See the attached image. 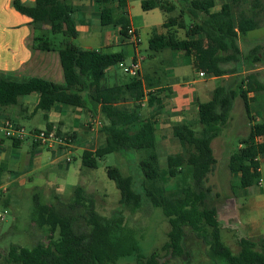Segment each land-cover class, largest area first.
I'll return each instance as SVG.
<instances>
[{"label":"trees","instance_id":"trees-1","mask_svg":"<svg viewBox=\"0 0 264 264\" xmlns=\"http://www.w3.org/2000/svg\"><path fill=\"white\" fill-rule=\"evenodd\" d=\"M99 9L102 26L118 25L126 37L127 18L123 13L125 0H92ZM183 8L179 16L168 17L162 24L164 33L153 34L148 49L153 52L169 50L192 57L193 68L209 77L220 78L239 72L241 51L239 39L248 32L264 25V0H220L219 10L213 12L216 0H176ZM122 13L118 19L115 14ZM12 8L30 19L31 24L47 25L53 35H62L64 42L53 46L46 37L35 36L33 47L39 51H56L63 76V85L40 78L25 81L0 77V107L13 106L19 97L36 94V110L47 113L55 104L85 109L101 117V132L105 145L94 152L85 151L80 156L84 168L94 170L98 161L112 153L135 152L142 154L138 166L141 171L142 194L133 190L132 178L108 167L106 175L119 192L121 209L135 213L142 208L144 197L149 206L159 209L167 220V241L161 250L171 259L185 255L183 240L192 233L206 247L205 255L210 264H264V237L257 242L240 238L238 253L234 254L223 243L217 212L208 204L210 189L205 187L207 176L216 160L211 142L227 124L233 102L239 99L250 120L248 95L264 91V78L259 72L247 74L236 86H216L207 102L197 103L194 122L172 128L173 137L182 145L186 154L168 156L166 169L159 170L156 154L154 118L140 119L141 102L147 98L149 107L161 108L157 81L148 76L130 78L113 86L102 85L106 71L123 61L121 53L107 54L83 50L71 41L77 36L72 7L68 0H35L32 6L13 0ZM173 0H142V11L158 9L164 14L175 10ZM187 13L193 24L189 27L177 23V18ZM176 27V28H175ZM38 28V27H36ZM176 30H184L178 39ZM258 48L250 53L257 57ZM233 64L230 69L225 65ZM246 71L250 69L246 63ZM130 102L131 108L123 106ZM252 123V122H251ZM249 123L248 133L238 142V147L228 158V170L238 175L240 189L255 186L260 181L258 158L264 155V120ZM46 130L52 129L46 124ZM39 131V130H34ZM57 134L59 131L57 130ZM73 139V137H71ZM17 145L18 141L13 140ZM32 145L39 147L32 142ZM180 176L175 189L167 192L163 183ZM53 203H45L40 196L32 197L30 222L40 230H49L56 238L46 244L36 242L31 248L11 245L6 254L7 264H116L134 256L137 264H167L160 261L156 252L143 258L136 233L127 227L121 211L109 217L99 215L93 198L82 186H76L71 196L61 199L52 195ZM8 206L9 202H3ZM1 264V263H0Z\"/></svg>","mask_w":264,"mask_h":264},{"label":"rangeland","instance_id":"rangeland-1","mask_svg":"<svg viewBox=\"0 0 264 264\" xmlns=\"http://www.w3.org/2000/svg\"><path fill=\"white\" fill-rule=\"evenodd\" d=\"M173 1L175 2L176 7L175 10L169 14H164L159 10H156L154 13H144L140 9L137 2H132L130 18L139 34L138 36L141 43L138 49L139 56L133 55V48L131 45L133 44L132 42L128 45L112 49V51L123 52L125 57L123 56L124 59L122 64L125 66L130 65L131 61L135 58H141L140 74L138 76L139 79L143 76H148L153 81H159L157 82L158 85L159 83L160 85L171 84V81H174L173 76L169 73L166 74V80L164 76L165 74L163 73L166 71V67L169 66L167 64V60L169 59L167 52H169V50H163L161 52L150 51L148 49V40L150 39L151 34L145 26L147 24L161 23L168 17H178L180 9L183 7L179 5L178 1ZM216 4L220 5V0H216ZM0 6H2L1 0ZM11 11L13 12V16L18 18L13 9H11ZM91 22L94 21L91 20ZM177 23H183L187 27L193 24L192 20L185 12L180 18H177ZM91 25L94 24L91 23ZM110 30H112V28H110ZM31 31L33 33V38L35 36L48 38L49 40L46 41L49 42L52 47L54 45L59 46L62 42H64L62 35H53L49 29L41 27L31 29L30 32ZM176 32L175 36L178 39L184 38V30H176ZM257 32L259 34L260 32H263V29L259 28L258 30L249 33L248 36H253L257 34ZM95 41H92L90 36L78 34V36L71 42L83 50L86 48L97 50L99 48L100 41ZM51 64L53 65L52 59ZM233 66V64H228L224 67L229 68ZM183 70L185 73V79L190 78L192 75L191 69L186 67ZM107 74L108 75H106L104 81L101 82L102 85H118L120 83H125V81L132 78L131 76L124 74L118 65L110 68V73ZM259 76L264 78V72H260ZM206 77L207 75L204 78ZM242 77L243 75L230 76L227 79L220 78L216 81L208 79L206 82L209 87H216L220 84L233 87L239 83ZM2 78L17 81H25L27 79H14L9 77ZM168 78L171 79V81H169ZM43 80L50 81L58 85L64 84L62 76L56 80ZM196 87H198V84ZM35 98L36 95L20 97L19 104H25V102L33 101ZM199 101L204 102L205 100L202 96H199ZM124 106L130 108L128 103L124 104ZM15 108L17 107H10L8 110H15ZM241 108L242 103H239V106H235L234 111L230 113L227 122L228 125L226 124L224 126L220 135L211 143V149L216 163L210 174H208L207 181L205 183V187L210 189L208 204L214 206L217 212L221 239L234 254L239 251L238 240L240 238H246L257 242L260 238L264 237V155L258 158L260 165V184L247 189H240L238 185V176L230 174L228 170V158L230 154L236 150L238 142L248 133V127L246 128L241 121L238 122L241 115ZM149 112V109L145 105L142 107L141 116L148 115ZM13 113H15V111ZM90 114L91 113H89V115ZM42 115V112L39 111L32 119L18 120V122L26 131H30L34 128L44 129L46 122L43 120ZM81 115L84 118L83 120H88L87 122L85 121L82 123V131L85 132L83 135L85 138L90 139L87 126L93 120L98 121L101 124V117L98 114H91L92 116H88L87 114L82 113ZM246 124H248L247 119ZM100 129L101 128L98 129L97 134L99 137L96 141L86 140L85 142H82L80 140V135L77 139L74 136L72 147H62L60 149L53 150L52 152L54 155L52 158L50 159V154L47 158L49 167H67L70 162H65V159L73 157L74 161L69 166V169L73 170L79 167L77 169L78 179L77 184H75L74 177L72 175L68 176V187L71 185L82 186L93 198L97 213L103 217H109L112 213L121 211L123 216L126 218L127 227L136 233L139 251L143 258L156 252L159 256V260L162 262L166 261L167 264H210L205 255L206 247L201 240L197 239L192 233H188L184 238L183 247L185 249V255L179 259H171L167 252H163L161 250V247L167 241L169 225L161 211L159 209L151 208L144 197L142 198V208L138 212L129 213L128 211L120 208L118 204L119 192L116 189L115 184L107 178L106 169L108 167H115L122 175L130 176L133 181V190L138 194H142L143 177L138 166V163L142 158V154L135 152L112 153L99 160L97 168L94 170L81 167L80 155L82 154V151L95 149L98 145L103 143L104 137L101 134ZM59 135L73 137L71 132H63L61 130L59 131ZM158 135L159 137L162 136L164 139L167 137L166 140L163 139L164 141L162 140L163 142L159 144V149L156 148L158 155L157 164L159 166V170L164 172L166 169L167 157L179 154L181 152V147L176 139L172 137L170 139L169 131L164 134L158 133ZM0 140H3L5 145L6 161H11L9 157L13 155V152L15 154L18 153L20 155L19 160L24 161V155L28 150L27 143H23L18 150L13 149L11 147V141L4 136L3 132L0 133ZM35 178L42 179L39 176ZM179 178L180 176L178 175L175 179L167 178L165 180L163 186L167 192L176 188L177 183H179ZM1 179L0 215L2 216V219L0 221V263L7 264L5 262V258L11 245L31 248L36 242L46 244L48 239L56 238L55 233L46 229H37L30 222L32 197L37 194L45 203L52 204L53 200L51 198L52 195H55V192L61 195V199L67 200L72 194V189L65 190L64 187H62L61 193L63 194H61L59 191H56L57 187L50 188L48 185H41L40 187L20 186L18 185V181L21 178L17 175H2ZM5 200L6 202H9L8 206L3 205ZM116 264H137V259L134 256H131L119 260Z\"/></svg>","mask_w":264,"mask_h":264},{"label":"crops","instance_id":"crops-1","mask_svg":"<svg viewBox=\"0 0 264 264\" xmlns=\"http://www.w3.org/2000/svg\"><path fill=\"white\" fill-rule=\"evenodd\" d=\"M22 4L27 6H32L35 0H18ZM77 1V2H76ZM141 1L142 0H125V8L123 13L127 18L128 28H132L136 31L137 35L138 31L134 27L132 20L130 18L131 4L132 2L138 3L141 9ZM13 0H1L2 6H0V77H9L14 79H23V78H41L48 80H56L62 76V71L59 63L58 54L56 51H39L34 49L33 47V33L30 32L31 29L44 28L49 29L47 25H38L35 26L31 24L30 19L26 16H23L16 12L12 8ZM68 4L72 7L73 10V18L75 21V28L78 34H83L84 36H90L92 41L99 40V48L94 51H99L107 54L113 53H121L124 57L123 52L112 51L113 48L128 45L131 41L120 34V26L110 25V26H102L99 19V9L94 4L92 0H68ZM221 4V1H220ZM112 8L118 10L116 8V3L111 4ZM217 6V7H216ZM220 5H215L212 9L213 12L219 10ZM14 13L18 16L16 18L13 16ZM10 10V11H9ZM142 10V9H141ZM158 9H153L151 11H142L144 13H154ZM161 12V11H160ZM122 11L118 10L115 14V18L118 19L121 15ZM156 15V14H155ZM76 16H77V25H76ZM17 19V20H16ZM94 21V22H91ZM165 20L161 23L155 24H147L145 28H147L151 34H160L164 33L163 28L161 27ZM94 24V25H91ZM112 28V30H110ZM260 28L263 29V32L255 34L253 36H248L249 33L258 30H252L248 32L244 37L239 39V48L241 51V59L240 63L236 66L239 72L235 74H228L221 79H227L230 76H240L243 75L244 78L247 74L253 72H264V25ZM76 36V37H77ZM96 42V41H95ZM133 43V42H132ZM140 44H131L133 48V55L139 56V47ZM258 48L257 57L255 59V55H252L250 52L254 48ZM111 49V51H110ZM85 50H93L91 48H86ZM45 53V54H44ZM169 59L167 60V64L169 66L166 67V71L163 72L165 78L167 80L166 74H170L173 76L174 81L168 78L171 81V84L159 85L157 84V89L161 88L162 92L159 94L158 98L161 103V108H158L156 105L149 107L147 105V98L144 97L141 102L140 119L146 120L149 118H154V130H155V139H156V148L159 149V144L162 143L167 137L164 139L162 136L159 137L158 133H167L170 132V139L173 137L172 128L177 125H181L187 122H194L197 119L196 116V105L197 103H203L199 101V96L204 98V102H207L211 98V93L215 87L208 86L206 82L209 80H217L220 78L210 77L207 75L206 78H199L198 72L193 68V60L192 57L186 58L182 53H171L167 52ZM53 57V58H52ZM57 59H56V58ZM51 59L53 60V65L51 64ZM140 62H141V58ZM246 63L251 64L250 69L246 71ZM188 67L191 69L192 75L190 78L185 79L184 68ZM229 67L228 69H230ZM110 73V69L106 71V74ZM108 75V74H107ZM63 79V76H62ZM165 80V81H166ZM159 82V81H157ZM198 84V87H196ZM36 95V94H31ZM28 95V96H31ZM20 98V97H19ZM19 98L17 99V103L13 106L8 107H0V126L3 125L5 121H10L16 126L23 127L19 124L18 120H28L32 119L37 112L40 110H36L35 107L38 103V96L33 101H28L19 104ZM248 104L250 105V120L247 119L245 109L243 103L236 99L233 102V107L231 112L234 111L235 106H239V103H242L241 115L239 117V121L243 123L246 128H249V123L253 124L255 122H260L264 120V91L260 92H252L248 95ZM132 107V104L127 102ZM126 103H123V106ZM146 107L149 109L148 115L141 116L142 107ZM10 107H17L15 110H8ZM239 108V107H238ZM192 109V111H191ZM15 111V113H13ZM42 112V111H41ZM230 112V113H231ZM13 113V114H12ZM82 113L89 115V112L85 109H79L71 106H64L55 104L47 113L44 114L42 112V118L46 122V124H51L52 129H56L58 131L63 132H71L73 138L77 139L80 135V140L85 142L86 140H98V129L101 128L97 126L96 123L98 121H92L87 126L88 134L90 135V139L85 138L82 131V123L86 120H83ZM230 116V114H229ZM239 116V115H238ZM246 119L248 124H246ZM88 121V120H87ZM86 121V122H87ZM228 125V123H227ZM46 129V128H44ZM31 130H43V129H31ZM101 132V129H100ZM1 133V131H0ZM103 135V143L98 145L95 149L85 150L94 152L95 150L102 148L105 145L106 139L105 135ZM164 139V140H163ZM175 139V138H174ZM11 141V147L13 149L18 150L23 143H27L28 150L25 153V158L23 160L20 159V155L18 153H14L9 157L11 161H6L5 158V145L3 140H0V182L2 175H17L21 179L18 181V185L27 187V186H36L40 187L41 185H48L51 187H57L56 191L61 193L62 187L65 190L69 189L73 191L76 186L80 185H71L68 187L67 177L73 176L75 184H77V169L70 170L69 166L74 161L73 157L70 158V163L67 167L64 168H50L47 162L48 155L50 154V159L54 155L53 150L47 149L45 147H37L32 145V141L30 138H27L23 141H18V144H13V140ZM163 140V141H162ZM215 140V139H214ZM17 141V140H16ZM179 143V142H178ZM212 143V142H211ZM181 147V152L177 155L186 154L185 149L179 143ZM167 150V149H166ZM77 151V150H74ZM73 151V152H74ZM85 151H82L85 152ZM157 154V152H156ZM81 156V155H80ZM158 157V155H157ZM81 162V161H80ZM22 163V164H20ZM82 167V165H81ZM41 177L35 178V177ZM238 176V175H236ZM1 188V186H0ZM55 191V190H53ZM63 194V193H61ZM56 196H61L59 193L55 192Z\"/></svg>","mask_w":264,"mask_h":264},{"label":"built area","instance_id":"built-area-1","mask_svg":"<svg viewBox=\"0 0 264 264\" xmlns=\"http://www.w3.org/2000/svg\"><path fill=\"white\" fill-rule=\"evenodd\" d=\"M126 37L128 40L134 44H139L140 39L136 31L132 28H127ZM122 72L132 78L138 77L140 74V59L135 58L131 61V64L125 66L122 62L117 64ZM206 74L202 71L198 72L199 78H204ZM100 126V122L96 123ZM0 131L4 133V136L8 139L23 141L30 138L32 142L38 144L40 147H45L50 150L60 149L62 147H72L73 139L70 136H61L57 134L55 129L50 131L43 129L39 131H26L23 127L16 126L10 121H5L2 126H0ZM65 162H70V158H66ZM260 184V181L258 182ZM2 216L0 215V221Z\"/></svg>","mask_w":264,"mask_h":264}]
</instances>
